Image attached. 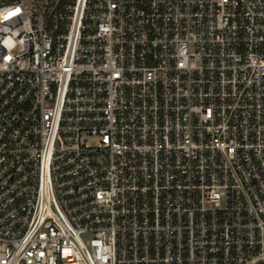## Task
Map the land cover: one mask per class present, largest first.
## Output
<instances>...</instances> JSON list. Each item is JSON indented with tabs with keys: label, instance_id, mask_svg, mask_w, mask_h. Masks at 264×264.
<instances>
[{
	"label": "built area",
	"instance_id": "1",
	"mask_svg": "<svg viewBox=\"0 0 264 264\" xmlns=\"http://www.w3.org/2000/svg\"><path fill=\"white\" fill-rule=\"evenodd\" d=\"M0 264H264V0H0Z\"/></svg>",
	"mask_w": 264,
	"mask_h": 264
}]
</instances>
